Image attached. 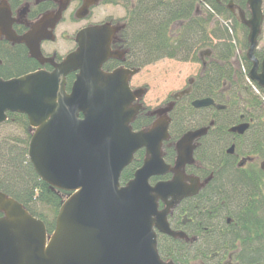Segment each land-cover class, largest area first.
I'll list each match as a JSON object with an SVG mask.
<instances>
[{"label": "water", "instance_id": "obj_1", "mask_svg": "<svg viewBox=\"0 0 264 264\" xmlns=\"http://www.w3.org/2000/svg\"><path fill=\"white\" fill-rule=\"evenodd\" d=\"M262 3L247 0L250 16L242 22L249 30L247 58L253 62L249 78L264 88V60L257 72L259 62L254 56L264 18ZM0 4V23L7 27L6 2ZM231 5L232 1L229 2L232 11ZM64 9L62 5L55 12L54 22L60 20ZM107 27L81 30L76 50L59 63L44 59L37 49L39 41H33L29 47L31 56L39 62L51 63L54 70L0 79V124L6 121L8 112L26 115L33 129L27 156L35 173L49 186L70 194L60 204L55 228L48 234L43 221L0 192V212L4 214L0 218V264H173L160 259L154 229L179 235L169 228L166 215L181 198L193 194L197 188L194 184L191 192L184 191L181 170L192 163V142L205 134L208 127L181 135L175 143L174 167L166 165L161 158V143L168 138L166 115L171 105L154 111L158 118L149 128L131 130L130 124L141 108L140 104L132 103L145 91L129 87L132 75L139 69L121 67L109 73L102 71V64L118 54L109 49L117 29ZM0 32L12 39L9 30L1 28ZM42 38L35 24L25 37L17 39L27 42ZM120 55L122 58L124 52ZM72 72L76 75L66 92L65 77ZM192 106L225 108L211 98L197 99ZM247 126L240 124L230 131L242 134ZM143 147L142 165L121 186L118 180L122 170ZM168 171L173 173L169 181L148 184L150 177ZM158 199L165 203L160 211Z\"/></svg>", "mask_w": 264, "mask_h": 264}, {"label": "flooded vegetation", "instance_id": "obj_2", "mask_svg": "<svg viewBox=\"0 0 264 264\" xmlns=\"http://www.w3.org/2000/svg\"><path fill=\"white\" fill-rule=\"evenodd\" d=\"M0 2H6L5 9L9 14V25L4 27L1 22V28L9 30V35H12L10 36L12 39H9L4 33L0 32L1 80L6 81L41 70L45 72L54 70L51 63L47 61L39 62L31 56L29 47L33 44V41H39L37 49L44 59H51L53 62L59 63L69 53L76 50V38L81 30L103 25L112 28L110 30L117 29V32L112 34L109 49L111 52H117L118 54L109 57L102 64V71L109 73L121 69V66L126 67V62H121L120 55L121 14L120 12L110 13V9L113 8H119L121 11V0H0ZM62 5L65 6V9L60 20L54 22L52 17ZM85 12L86 14L83 15ZM46 15L48 17H44ZM43 17L44 19H42ZM35 24L39 26L42 39H27L28 43L21 41L23 39H17L25 37ZM61 25H65L62 31L58 27ZM59 41H63V49L59 48ZM20 51L27 63L32 62L31 66H27L25 70L17 74L7 72L5 58L8 54H18ZM212 56V49L200 50L196 62L200 65V68L195 76L188 77L185 86L174 92V94H169V99L162 105V108L171 105V110L166 115L169 118V125H167L168 138H165L161 143V158H163L166 165L174 167L177 157L175 143L181 135L187 131L208 127L205 134L192 142L194 146L192 163L185 164L181 170L184 176V191L191 192V187L194 184L197 185V188L193 194L181 198L174 207L169 209L166 215L169 228L171 231L179 233V235L171 236L154 229L159 256L163 262L167 263L244 264L243 260L252 257L255 249L261 250L264 248L259 247L258 244L260 242L264 244V148L255 147L252 143L253 139L248 134L249 131L257 128L256 122H254L256 120V116H254L255 108L246 106L243 98V94H249L250 101H253L254 97L258 100V97L262 96L261 91L258 89L262 87H259L253 80H246L245 67L241 68L239 61L234 62L232 60L231 79H224L223 83L219 84L215 90V95L209 97L213 99L214 103L221 102L224 104L225 108L223 110H228L231 113L230 118L222 120L224 124L220 126V112L222 110H217L214 106L198 109L192 106L193 100L208 96H196L190 100V93L196 82L203 77ZM256 69L257 72H260V65ZM75 75L76 72H72L65 77L66 92L70 91L69 88H71ZM242 76L245 80H240ZM129 84L132 90L141 88L131 86V82ZM184 90H187L188 93L182 94L181 92ZM262 99L264 100V97ZM141 100L142 98L137 102L142 104V108L131 123V130L135 132L150 127L158 118L156 114L153 115V111L161 109L159 107L150 113L146 112L147 109ZM260 106L263 107L262 104ZM189 107L201 114L197 126L195 124L181 132L179 129L174 130V125L181 120V116L176 117L175 112L184 108L189 109ZM7 117L5 123L9 120V113H7ZM240 124L248 125L242 134L230 131V128ZM144 157L145 148L143 147L133 154V161L127 167L135 164V169H133L135 171L142 165ZM134 171L128 180L133 177ZM172 177L173 173L168 171L163 175L150 177L148 183L150 186H154L157 182H166ZM236 179L240 183L244 182L247 188L243 190L244 188L240 187L241 190L238 189L237 191L232 187L225 186ZM125 182H121V185ZM210 196L217 201L215 202V209L218 212L217 218L219 219L217 220L218 231L221 236L226 234V237L223 240L220 238L213 249L209 248L206 251L202 244L204 242L203 238L209 234V230L204 227L201 228L200 225H202L203 220L196 209L201 198H210ZM244 205H246V208ZM164 207L165 203L158 199L157 209L161 210ZM3 215V212H0V218ZM196 220L199 223H195ZM198 224H200L199 228L197 227ZM245 236L248 239V245L244 244ZM162 240L174 245L173 249L165 252L162 249V252ZM255 241L257 243L254 244Z\"/></svg>", "mask_w": 264, "mask_h": 264}, {"label": "trees", "instance_id": "obj_3", "mask_svg": "<svg viewBox=\"0 0 264 264\" xmlns=\"http://www.w3.org/2000/svg\"><path fill=\"white\" fill-rule=\"evenodd\" d=\"M126 3L125 17L121 18L124 27L121 29V49L126 51V57L122 63L126 62V67H141L162 58L175 59L178 61H198V52L203 49H212V60L209 61L205 73L190 93V100L199 97H213L215 90L224 79H231L233 58L240 63V67H245L248 72L252 66L246 57V48H248L247 34L248 29L240 23L237 17L232 14L225 6L229 0H207L202 3L201 0H123ZM233 3L245 10L246 17L248 11L245 9L247 0H232ZM204 5L208 6L206 8ZM218 18L232 20L231 26L235 28L240 26L243 30V45L237 47L230 41V26L219 22ZM263 50V49H262ZM20 54V55H19ZM129 55V57H128ZM255 56L260 61L264 58L263 51H255ZM6 71L17 74L31 66L32 62L27 63L23 53L8 54L4 60ZM240 80H245L242 76ZM250 88V87H249ZM262 96L254 97L250 101L249 94H243L245 104L248 107H254V116H256L257 128L249 131V136L253 139L255 147L264 148V89L259 88ZM222 101V100H221ZM263 105L260 106V105ZM247 107V109H248ZM187 108L179 110L175 116L183 117ZM195 112L196 117L192 119L199 121V111ZM228 110H222L221 123L224 119H229L231 115H226ZM223 115V116H222ZM259 124V127H258ZM4 125H12L20 130V137L0 136V191L7 196L18 201L32 216L41 219L47 232L51 233L55 226V214L60 204L68 195L66 192L57 190L43 182L35 173L32 165L27 158V146L30 140L31 131L25 115L19 113H9V120ZM135 169V164L125 168L120 177V183L125 182L131 177ZM236 179L230 181L225 186L233 189L245 190L247 187ZM243 185V186H241ZM242 190V192H243ZM201 198V197H200ZM215 199L201 198L197 204L196 211L202 218V225L198 228L209 230L205 235L202 246L207 251L213 249L216 242L225 235L221 236L218 231L217 220H219L216 211ZM246 205H244L245 207ZM246 208V207H245ZM44 210L51 212V218H48ZM220 214V213H219ZM221 220V219H220ZM195 223H199L198 220ZM219 224V223H218ZM200 225V226H199ZM196 227V228H197ZM247 237L244 238V244L248 245ZM260 242V241H259ZM257 241L254 242V244ZM260 246H259V245ZM256 244L264 247L262 242ZM161 251L172 250L174 245L168 241L161 242ZM163 249V250H162ZM244 264H264V248L255 249L252 257L243 260Z\"/></svg>", "mask_w": 264, "mask_h": 264}, {"label": "rangeland", "instance_id": "obj_4", "mask_svg": "<svg viewBox=\"0 0 264 264\" xmlns=\"http://www.w3.org/2000/svg\"><path fill=\"white\" fill-rule=\"evenodd\" d=\"M121 11L119 8L110 9V13L114 14L116 12H120L121 18L125 17L126 14V3L121 0ZM234 7V6H233ZM263 11H264V0H263ZM219 22L222 21L218 18ZM227 24L230 26V41L234 44L237 49L243 45L244 37L243 30L240 26H236L233 28L231 24L233 23L230 19H224ZM76 26V25H75ZM59 30L62 31L65 28V25L58 26ZM73 28V27H72ZM71 30V29H68ZM59 48L63 49L64 43L63 41H59ZM257 45L258 51L264 50V22L262 25V31L257 37ZM263 49V50H262ZM236 59V58H235ZM234 58V62L236 61ZM239 61V60H238ZM200 65L196 62H183L175 59L162 58L144 64L141 66V70L138 71L136 75H133L131 79V86L141 87L146 89L145 94L142 96V103L144 107H146V112H151L159 107H162L164 103L169 99V94L176 92L182 89L186 84V79L188 77H194ZM178 111L175 112V114ZM198 113V112H197ZM196 113V114H197ZM182 119L179 123L174 125V130L184 131L185 129L191 128V126H197L198 120H193L196 117L195 112H190L188 109L183 113ZM226 115H231L230 112L225 113ZM223 116V115H222ZM177 120V119H176ZM195 122V123H194ZM194 126V127H195ZM0 136L4 137H20L21 133L17 127L12 125H2L0 127ZM44 213L47 212L44 210ZM52 213L48 212V218H51Z\"/></svg>", "mask_w": 264, "mask_h": 264}]
</instances>
